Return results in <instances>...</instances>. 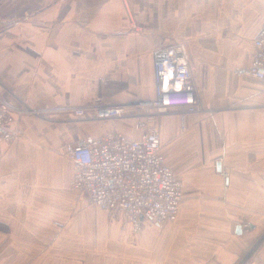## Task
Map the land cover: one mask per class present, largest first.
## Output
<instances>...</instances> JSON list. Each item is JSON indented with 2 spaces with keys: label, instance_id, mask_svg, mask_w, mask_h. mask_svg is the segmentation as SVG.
Returning a JSON list of instances; mask_svg holds the SVG:
<instances>
[{
  "label": "crops",
  "instance_id": "1",
  "mask_svg": "<svg viewBox=\"0 0 264 264\" xmlns=\"http://www.w3.org/2000/svg\"><path fill=\"white\" fill-rule=\"evenodd\" d=\"M6 3L0 97L19 111L14 138L0 142V264H264V247L242 262L264 232V80L246 72L264 0ZM178 42L220 110L161 116L163 153L183 182L179 214L135 230L72 186L65 145L113 130L140 137L130 102L154 97L153 51ZM117 104L125 116L97 117Z\"/></svg>",
  "mask_w": 264,
  "mask_h": 264
},
{
  "label": "built area",
  "instance_id": "2",
  "mask_svg": "<svg viewBox=\"0 0 264 264\" xmlns=\"http://www.w3.org/2000/svg\"><path fill=\"white\" fill-rule=\"evenodd\" d=\"M6 1L9 0L0 3ZM254 41L257 49L246 72L264 80V21ZM153 57L155 96L144 103H149L158 113L177 110L185 115L204 110L187 44L161 46L153 51ZM17 111L0 97V142L14 138L15 132L9 125L16 121ZM213 111L209 108V112ZM78 112L82 114L84 110ZM126 114L120 104L97 110L98 118ZM145 123L138 120L135 127L143 128ZM185 129L182 125L181 130ZM65 153L75 163L72 186L101 209L121 211L135 230L144 218L156 224L177 219L183 182L167 162L157 129H147L138 138H130L118 130L90 140L80 138L68 142ZM222 173L227 186L228 173L225 170ZM252 253L251 250L242 262Z\"/></svg>",
  "mask_w": 264,
  "mask_h": 264
},
{
  "label": "rangeland",
  "instance_id": "3",
  "mask_svg": "<svg viewBox=\"0 0 264 264\" xmlns=\"http://www.w3.org/2000/svg\"><path fill=\"white\" fill-rule=\"evenodd\" d=\"M9 1H12V0H9ZM6 3V2H4ZM4 3H0V6H2ZM10 4H12V2H9ZM7 4V3H6ZM179 43V42H178ZM181 43V42H180ZM182 43H185V42H182ZM186 44V43H185ZM187 48H188V52H189V56L191 57L192 59V63L194 65V73H195V70H196V61L194 60L193 56H192V53H191V50H190V47L189 45H187ZM196 80V79H195ZM196 83H197V86H198V89H199V92H200V96L202 97V105L205 107L204 110L202 111H199L200 114H205L207 115L206 111H209V106L207 104V102L205 101V96H204V92H203V89L198 85V82L196 80ZM155 96V95H154ZM152 98H148L146 100H150ZM146 100L144 99H139L137 98L136 101L134 102H130V103H133V108L135 109V112H130V114H133L132 116L135 117V120L138 121V120H145L146 123H145V126L143 128H137V129H143V130H147V129H157V125H158V121L159 119L161 118L162 115H165V114H168L170 113L169 112H165V113H158L156 108H154L153 106H151L149 103L148 104H145L144 102H147ZM142 102V103H141ZM211 109H214V111H217L218 109L220 110V108H217L215 106H211ZM218 110V111H219ZM24 111V108L20 109V114ZM205 111V112H204ZM33 112V111H32ZM172 112V111H171ZM198 112V113H199ZM170 115V114H169ZM16 116H17V113H16ZM210 116V115H209ZM136 121L134 123V126L136 125ZM75 129V127H74ZM158 130V129H157ZM159 131V130H158ZM177 132L180 133V127L178 126L177 127ZM160 132V131H159ZM161 135V134H160ZM164 142V141H163ZM164 149H165V152H168V147L166 145V143L164 142ZM168 162V161H167ZM170 165V164H169ZM171 166V165H170ZM175 173L177 174V176L180 178V172H178L174 166H171ZM88 202L89 204H93L89 199H88ZM100 211V209H99ZM254 247V249H253ZM264 247V232L257 238H255L253 241H252V244L248 247L247 249V252H245V254L243 255L246 256L249 252H251V250L253 251L252 254H250V257L246 260H251L253 259V257L255 255H257V253L259 254L260 251L262 250V248ZM246 258V257H245Z\"/></svg>",
  "mask_w": 264,
  "mask_h": 264
}]
</instances>
